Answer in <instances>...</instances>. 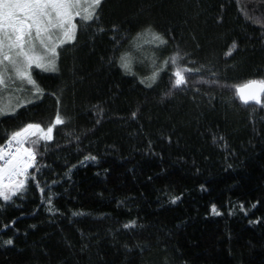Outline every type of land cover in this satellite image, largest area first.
I'll list each match as a JSON object with an SVG mask.
<instances>
[{
	"label": "trees",
	"instance_id": "16d2710c",
	"mask_svg": "<svg viewBox=\"0 0 264 264\" xmlns=\"http://www.w3.org/2000/svg\"><path fill=\"white\" fill-rule=\"evenodd\" d=\"M74 22L58 70H32L41 94L0 116V145L64 120L0 201V264H264V107L235 93L264 80V0H104ZM149 28L157 53L139 47ZM136 40L155 60L143 74L118 63ZM177 52L200 69L181 89Z\"/></svg>",
	"mask_w": 264,
	"mask_h": 264
},
{
	"label": "snow or ice",
	"instance_id": "6c2138e0",
	"mask_svg": "<svg viewBox=\"0 0 264 264\" xmlns=\"http://www.w3.org/2000/svg\"><path fill=\"white\" fill-rule=\"evenodd\" d=\"M103 2L104 0H0V116L12 115L17 108L23 106L19 97H15L18 101L15 106L11 102L5 104L4 93L7 92L11 100L14 93L27 91L30 86L34 97L41 94L42 90L33 78L32 70L36 68L56 72L58 50L77 39L78 24L74 23L76 18L88 27L89 22L98 18V10ZM143 35L150 36L146 43L153 44L156 48L168 44L163 35L151 28L145 30ZM129 55L127 52L122 53L118 61L126 72L130 70ZM184 59L177 52L164 60L165 67L169 62L174 67L171 73V77H174V89H181L186 84L189 78L186 73L200 72L199 68L182 66L180 62ZM158 77L159 71H153L147 79L155 82ZM141 83H144L143 79ZM235 93L245 105L254 102L264 107V80H250L242 86H236ZM61 124H64V120L59 115L47 129L38 123H29L11 132L4 145H0V201L10 202L25 189L29 169L36 164L39 142L50 141L54 127ZM85 159L95 160V157ZM171 202L175 203L176 198ZM133 226L134 222L125 225L126 228ZM5 243L12 245L13 241L9 239Z\"/></svg>",
	"mask_w": 264,
	"mask_h": 264
},
{
	"label": "rangeland",
	"instance_id": "374dc122",
	"mask_svg": "<svg viewBox=\"0 0 264 264\" xmlns=\"http://www.w3.org/2000/svg\"><path fill=\"white\" fill-rule=\"evenodd\" d=\"M75 23V22H74ZM150 39V36L149 38H147L146 40H144L143 42H141L140 44V48L142 49H150V46L155 49V52L157 53L158 50H160L159 48H156L153 44H149V43H146L147 40ZM138 40L134 41V42H131L130 45L128 46L127 48V53H129L130 55L128 56V61H129V65H130V71L131 69L133 71H136L138 73H146V71L148 69H150L153 65V59H150L148 58V56H146V50H144L143 53L140 52V50L138 49ZM22 92H18V93H14L13 94V97L11 98V100L9 99V94L6 92L4 93V96H3V102L5 104H8L9 102H14V101H17L15 99V97H19L21 95ZM19 100H21V96L19 97ZM24 102V101H22Z\"/></svg>",
	"mask_w": 264,
	"mask_h": 264
},
{
	"label": "water",
	"instance_id": "95a60500",
	"mask_svg": "<svg viewBox=\"0 0 264 264\" xmlns=\"http://www.w3.org/2000/svg\"><path fill=\"white\" fill-rule=\"evenodd\" d=\"M242 86V85H241ZM237 96V95H236ZM237 98L239 99V97L237 96ZM239 101H240V99H239ZM241 102V101H240ZM242 103V102H241ZM243 104V103H242Z\"/></svg>",
	"mask_w": 264,
	"mask_h": 264
}]
</instances>
